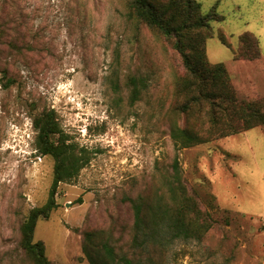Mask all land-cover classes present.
Instances as JSON below:
<instances>
[{
    "label": "rangeland",
    "instance_id": "1",
    "mask_svg": "<svg viewBox=\"0 0 264 264\" xmlns=\"http://www.w3.org/2000/svg\"><path fill=\"white\" fill-rule=\"evenodd\" d=\"M166 2L167 0H160ZM216 12L207 40L240 101L264 105V0H197ZM129 0H0V264H32L20 227L43 206L54 160L35 147L33 120L54 111L69 143L90 163L58 188V207L40 220L35 241L52 264H90L84 234L105 230L120 254L133 253L128 198L152 196L178 156L188 190L213 226L202 241H176L165 264H264V126L188 149L174 125L207 132L205 112H178L185 75L172 44L129 18ZM252 34L258 59L236 60ZM225 39L226 46L221 39ZM11 78L15 83L5 88ZM131 78L145 83L133 97Z\"/></svg>",
    "mask_w": 264,
    "mask_h": 264
},
{
    "label": "trees",
    "instance_id": "2",
    "mask_svg": "<svg viewBox=\"0 0 264 264\" xmlns=\"http://www.w3.org/2000/svg\"><path fill=\"white\" fill-rule=\"evenodd\" d=\"M129 18L144 24L169 41L181 58L184 76L177 91L182 99L178 112L187 118L205 112L209 129L199 132L174 125L170 136L179 149H188L214 140L264 126L263 101H240L224 64H212L207 56V40L213 22H222L216 12L204 14L197 0H129ZM222 42L228 46L225 39ZM258 40L249 33L240 38L236 60L258 59ZM15 81L7 77L5 88ZM133 97L140 99L145 83L131 78ZM35 147L42 156L54 160L53 181L47 202L30 211L20 227V247L32 264H52L46 245L35 241L40 220H49L58 207L56 196L61 184L73 182L90 163L88 151L69 143L54 111L33 120ZM150 197L128 198L133 211L131 229L133 253L120 254L112 244L113 233L105 230L84 234L83 254L90 264H165V255L176 241H202L214 222L203 212L198 198L188 190L178 156L167 178Z\"/></svg>",
    "mask_w": 264,
    "mask_h": 264
}]
</instances>
